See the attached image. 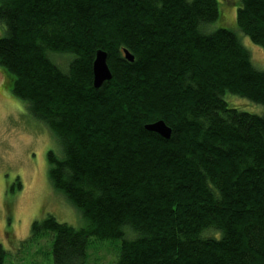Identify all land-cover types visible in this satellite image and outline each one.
Returning <instances> with one entry per match:
<instances>
[{
  "label": "trees",
  "instance_id": "1",
  "mask_svg": "<svg viewBox=\"0 0 264 264\" xmlns=\"http://www.w3.org/2000/svg\"><path fill=\"white\" fill-rule=\"evenodd\" d=\"M220 4L0 0L6 85L55 138L50 185L87 223H31L52 264H85L90 238L117 243L113 264H264V68ZM234 7L264 51V0ZM98 49L111 79L94 88ZM48 53L69 54L66 70ZM157 120L168 139L145 127Z\"/></svg>",
  "mask_w": 264,
  "mask_h": 264
},
{
  "label": "rangeland",
  "instance_id": "2",
  "mask_svg": "<svg viewBox=\"0 0 264 264\" xmlns=\"http://www.w3.org/2000/svg\"><path fill=\"white\" fill-rule=\"evenodd\" d=\"M219 1L220 22L236 33L252 64L263 69V49L236 28V0ZM3 33L0 23V36ZM48 56L62 70H66L71 59L65 53ZM6 83L7 75L0 68V245L5 249V264H52L51 235L31 237V223L47 215L74 227L87 223L64 195L50 185L47 153L52 150L60 155L55 138L34 117L27 103L10 93ZM234 101L260 111L243 99ZM117 256L115 241L90 238L85 264H113Z\"/></svg>",
  "mask_w": 264,
  "mask_h": 264
},
{
  "label": "water",
  "instance_id": "3",
  "mask_svg": "<svg viewBox=\"0 0 264 264\" xmlns=\"http://www.w3.org/2000/svg\"><path fill=\"white\" fill-rule=\"evenodd\" d=\"M125 59L129 62L133 61V56L126 50H123ZM107 54L104 50L98 49L92 62V84L94 88H99L103 82L111 79V72L106 62ZM148 130L154 131L161 137L168 139L171 134V128L163 121L157 120L155 122L146 124Z\"/></svg>",
  "mask_w": 264,
  "mask_h": 264
}]
</instances>
